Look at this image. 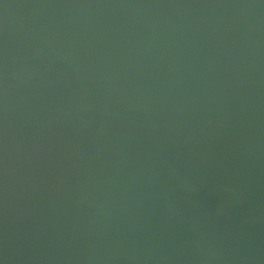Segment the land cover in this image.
<instances>
[{
  "label": "water",
  "instance_id": "obj_1",
  "mask_svg": "<svg viewBox=\"0 0 264 264\" xmlns=\"http://www.w3.org/2000/svg\"><path fill=\"white\" fill-rule=\"evenodd\" d=\"M0 264H264V0H0Z\"/></svg>",
  "mask_w": 264,
  "mask_h": 264
}]
</instances>
